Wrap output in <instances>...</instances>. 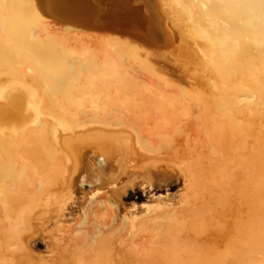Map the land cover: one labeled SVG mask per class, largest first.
Wrapping results in <instances>:
<instances>
[{"label":"bare ground","instance_id":"6f19581e","mask_svg":"<svg viewBox=\"0 0 264 264\" xmlns=\"http://www.w3.org/2000/svg\"><path fill=\"white\" fill-rule=\"evenodd\" d=\"M154 3L166 53L86 30L67 0H0V264H35L45 216L60 264H264V0ZM139 160L150 187L177 167L188 198L106 217ZM86 186L78 234L56 193Z\"/></svg>","mask_w":264,"mask_h":264},{"label":"rangeland","instance_id":"374dc122","mask_svg":"<svg viewBox=\"0 0 264 264\" xmlns=\"http://www.w3.org/2000/svg\"><path fill=\"white\" fill-rule=\"evenodd\" d=\"M52 20L57 23L58 26H64L67 24L62 22L57 17H53ZM70 26L76 27L75 25ZM86 30L94 32L97 31L99 33L109 32L95 29ZM175 31L177 32L176 29ZM129 36L135 44H138L140 48L143 47L146 49L151 48L159 50V53L172 51L178 46V42H175L170 46L166 44L151 46L139 37L131 35ZM153 58L159 59V63L161 64L171 66L172 69H175L178 74L181 73V71H178L177 68H175L177 62L175 61V58H172V56L169 55L164 58L161 56L159 58L153 56ZM109 159L112 161L111 157H109ZM162 164L165 165V169H168L171 172L172 178L169 182H167V184L165 183L163 185L153 182L152 187L149 186L147 179H145L147 178V170L144 171L143 169H141L144 163L139 160L137 161V164H132L134 168H131L130 170L136 171H129L127 172V174H122V180L118 192L107 195L109 197L103 198L104 200L102 201L104 202V209H102V214L106 215V217H109V213H114V210H129L134 206L140 207V205L150 199L153 194L159 195L169 193L171 197H175L177 199L183 200L188 198L190 194L188 187L189 183L187 182L183 173L177 167L173 169L171 167L173 166L171 163L168 164L166 162H163ZM167 164L170 166H168ZM123 188H127V190L123 191ZM90 193L91 190L87 186L83 190H76L74 196H72L71 198H69L70 195L66 192L56 193V195H58L59 197L64 195V197L68 198L69 211L66 212V218L72 220L69 226L76 230L78 234L83 233L86 228L90 226V223L93 222V215L90 208L92 206H95L96 204L89 203L88 197ZM109 210L112 212H109ZM84 211H87V214H85ZM58 218L59 217L53 218L45 216L35 230L26 232V235L28 236L27 241L31 248L35 264H60V258L62 257V254L55 244V236H57V234H60L55 226V222ZM83 222H85V224Z\"/></svg>","mask_w":264,"mask_h":264},{"label":"water","instance_id":"95a60500","mask_svg":"<svg viewBox=\"0 0 264 264\" xmlns=\"http://www.w3.org/2000/svg\"><path fill=\"white\" fill-rule=\"evenodd\" d=\"M67 2L76 10L77 17L89 23L83 24L88 29L116 34L128 33L143 39L151 46L164 45L167 41L163 26L160 22L157 24L155 19L154 0H67Z\"/></svg>","mask_w":264,"mask_h":264}]
</instances>
